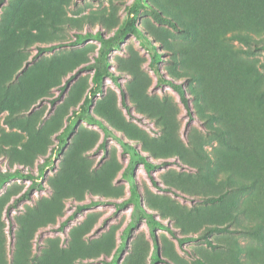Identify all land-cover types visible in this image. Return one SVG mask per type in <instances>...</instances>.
<instances>
[{
    "label": "rangeland",
    "instance_id": "1",
    "mask_svg": "<svg viewBox=\"0 0 264 264\" xmlns=\"http://www.w3.org/2000/svg\"><path fill=\"white\" fill-rule=\"evenodd\" d=\"M155 1L161 0H6L0 6V68L5 59L18 67L0 77V264H110L116 255L115 264H150L152 231L163 259L158 264H196L197 258L264 264V227L253 232L264 225V185L243 192L209 161L227 154L218 121L199 111L208 113L193 91L197 83L177 75L189 39L155 18ZM50 13L55 27L46 22ZM129 21L139 33L129 30ZM223 41L225 59L257 75L262 92L264 37L257 47L231 33ZM51 43L62 45L37 53L38 45ZM40 74L43 83L36 82ZM171 82L182 86L190 112ZM16 84L23 96L37 91L31 102L18 98ZM241 106L257 142L250 173L264 177V102ZM25 142L43 152L30 155L32 163L19 160ZM141 159L154 165L151 172ZM68 167L75 168L70 178ZM203 233L184 248L177 240Z\"/></svg>",
    "mask_w": 264,
    "mask_h": 264
},
{
    "label": "trees",
    "instance_id": "2",
    "mask_svg": "<svg viewBox=\"0 0 264 264\" xmlns=\"http://www.w3.org/2000/svg\"><path fill=\"white\" fill-rule=\"evenodd\" d=\"M6 0H0L2 6ZM142 2V0H139ZM159 11L155 12V18L160 22L167 23L170 27L177 31H183L186 38L189 39L186 46L183 47L181 53L183 55V70L176 72L177 75L187 76L197 83L193 91L202 99L208 109L206 113L201 107L199 111L208 116L215 122L218 121L219 140L224 145L227 154L222 155L216 153L212 158L208 157L209 161L216 160L218 169L224 171V177L227 185L238 187L245 192L248 189L256 187L258 184L264 185V177L250 169L257 162L254 159V154L257 155L256 139L254 132L243 113L241 104H254L257 108L261 107L264 102V90L259 92V79L257 75L250 76L243 73L238 64L232 60H226L229 57V52L224 45V37L231 33V36L243 43H253L257 47L258 39L264 37V0H161L155 1ZM137 10V8H133ZM53 27L56 24V15L50 13V18L46 21ZM41 21H36L34 26L40 27ZM129 30L139 33L138 28L133 21L127 23ZM80 40V36H77ZM62 43H51L50 45H38L37 53L42 54L47 51H52L60 47ZM264 49V44L260 45ZM156 58L158 54H156ZM3 66L0 68V77L10 76L13 70L18 69L16 61L3 60ZM43 83V75L37 78L36 82ZM70 79H68L61 87L60 91L64 92ZM178 91L185 107L190 112V104L186 98L185 92L181 85L171 82ZM18 98L26 102H31L36 96L37 91L24 94L23 85H14ZM25 98V99H24ZM88 102L85 100L83 104ZM82 104V105H83ZM13 124V123H12ZM21 129L28 131L33 138V130L26 127L24 124L18 125ZM30 137V138H31ZM31 138V140H32ZM64 141V136L61 140ZM1 147V152H7L4 147ZM25 150L20 152V161L32 163L29 161V156L32 154H43L37 148L38 145L25 142L22 144ZM104 146V143H102ZM12 148V147H11ZM147 171L151 172L153 164L141 159ZM260 159L257 158V161ZM72 170L75 168L68 167L67 174L70 178ZM26 176L31 177V174ZM69 182L71 180L67 179ZM137 195V190H132V196ZM216 199V198H213ZM219 201L222 196L218 197ZM96 201L79 205L77 210H82L85 207L95 204ZM160 213L165 214L166 208L162 205L155 204ZM139 210L146 213L143 206ZM73 215H71L72 218ZM149 217H153L149 215ZM153 228L156 225L154 218L148 219ZM67 222L63 221L62 226ZM264 223V219H263ZM264 225L260 223L253 232L260 233ZM172 234L169 227H165ZM254 234V233H253ZM154 239V252L150 264H158L163 262L160 255L159 239L156 232L152 231ZM204 236V233L198 236L185 235L177 238L179 244L184 248V244L191 241H196ZM125 244V243H124ZM124 244L118 248L119 252L123 250ZM118 255L115 259L110 260V264H115ZM254 258V257H253ZM251 264H257L256 258L251 260ZM259 263V262H258ZM196 264H207L204 260L197 258Z\"/></svg>",
    "mask_w": 264,
    "mask_h": 264
}]
</instances>
